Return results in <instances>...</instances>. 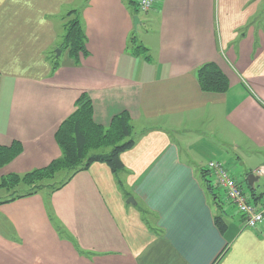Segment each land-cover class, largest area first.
<instances>
[{"label": "crops", "instance_id": "0c3cea01", "mask_svg": "<svg viewBox=\"0 0 264 264\" xmlns=\"http://www.w3.org/2000/svg\"><path fill=\"white\" fill-rule=\"evenodd\" d=\"M137 2L85 0L76 9L75 0H0V145L20 144L0 176L60 156L54 132L82 92L97 124L127 111L133 126L151 130L121 154L138 212L113 194L106 201L115 176L95 162L52 191L49 206L41 192L51 184L0 204V264H264V220L244 226L207 167L233 156L257 176L247 196L264 204V174L254 173L264 167V0H154L143 17ZM72 9L87 54L52 67ZM134 15L148 58L129 46ZM208 61L227 91L200 89L196 69Z\"/></svg>", "mask_w": 264, "mask_h": 264}, {"label": "trees", "instance_id": "16d2710c", "mask_svg": "<svg viewBox=\"0 0 264 264\" xmlns=\"http://www.w3.org/2000/svg\"><path fill=\"white\" fill-rule=\"evenodd\" d=\"M136 10L139 12L138 7ZM66 16H69V19L65 23L66 34L63 47L68 51L73 63L77 64L81 55L87 54L86 36L78 11L72 9L67 12ZM129 46L134 53H144V57L148 58L147 48L137 43L134 36L130 38ZM196 75L202 91L223 93L229 88L228 78L212 61L201 64L196 69ZM133 129L134 126L127 111L114 115L107 126L97 124L93 119L92 100L86 92H82L74 102L73 111L60 122L54 132L55 142L61 151L60 156L43 167L23 174L1 175L0 192L5 190L9 194L6 198L0 196V204L37 193L44 187V181L54 178L61 170L70 172L68 179L63 182L64 185L76 173L87 170L95 162L107 165L112 173L124 169L121 154L131 149L136 143L132 137ZM19 152V142H12L9 146L0 145V169ZM206 172L207 170H202L203 176ZM207 181L210 183L208 179ZM20 185H26L29 188L17 191ZM216 223L221 230L226 228L222 218L217 217Z\"/></svg>", "mask_w": 264, "mask_h": 264}, {"label": "rangeland", "instance_id": "374dc122", "mask_svg": "<svg viewBox=\"0 0 264 264\" xmlns=\"http://www.w3.org/2000/svg\"><path fill=\"white\" fill-rule=\"evenodd\" d=\"M84 1L85 0H75L76 9H79L80 6L84 3ZM137 14L140 17H143V13L142 12L139 11ZM61 23L62 22H59L60 25H61ZM82 29H84L83 25H82ZM59 31H60V36L58 37V40H57V43H56L57 47L55 48V50L53 52H51V55H50V62L52 63V67L56 66L58 68L61 67L62 64L67 62L68 59H71L70 55L68 54V51L65 50L64 47H63L64 46V40H65V34H66L65 27H59ZM143 33L144 32L142 31L141 26H139L136 32L133 31V33H131V37L134 36L136 42L140 43L141 35L144 36ZM146 54L148 56H150L148 51L146 52ZM139 55H141V57L145 56L144 53L143 54L140 53ZM143 128H146V127L144 125H142L141 123H139V122H134V129H133L132 137L136 140V143L141 140L142 131H144L145 134H147L149 131H151L149 129H143ZM173 137H176L179 140V145L181 147V158L183 160L184 159H188L189 156L186 154L184 141H183L184 135L181 132H178V133L174 132L173 133ZM206 137H208L207 138L208 140H211V141H214V142H216L218 140L217 136L214 137V138H212V137L210 138V135H206ZM136 143L134 144V146L136 145ZM107 150H109V148ZM235 160L236 159H234V157L232 156V159L229 161V163H227V159L225 158L223 161H225L226 163L224 162L223 165L225 166L227 164L229 166V170L230 171L227 168L228 166L227 165H226L227 167L225 166V169L227 170L229 175L232 178L234 177L242 185V187H243V189H244L246 194H249V191H248V189L246 187V184H245L246 183L247 174H246L241 162L235 161ZM205 162H206V160H205ZM206 164H207V162H206ZM206 164H205V166H206ZM197 167H198L197 168L198 169L197 172H198L199 175H201L200 170H199L200 166H197ZM131 172L132 171L128 168L127 165L124 166V169H122L120 171H117V172H113L115 177L113 178L112 186L109 189L102 190V193H103V196L105 197L106 201L109 202L110 201V196L113 194L116 197L121 198L123 200V203L125 204L126 208L131 209L133 207L132 209L137 211L139 207L138 206H136V207L132 206L131 205L132 202H128V199L131 197V195H129L130 194V190H129V187H128L129 186L128 177H129ZM211 173H212V176L214 178H216L215 174L212 171H211ZM69 174H70V172L68 173L67 170H61V171L57 172V174L55 175L54 178L43 182V184H51L49 187H46V189H43L42 192H41L43 197L45 198V201H47V206H49V202L48 201H49V196L51 194H53L52 191L53 192L57 191L59 188L63 187L64 186L63 182L66 179H68ZM25 188H28V186L20 185V186H18L17 191H19L21 189H25ZM0 196H1V198L6 197L7 196L6 191L5 190H1ZM216 211L218 212V209ZM141 219H142V221H145L146 217L142 215ZM53 221L55 222V224L57 223L56 222L57 219H53Z\"/></svg>", "mask_w": 264, "mask_h": 264}, {"label": "built area", "instance_id": "2783aa9c", "mask_svg": "<svg viewBox=\"0 0 264 264\" xmlns=\"http://www.w3.org/2000/svg\"><path fill=\"white\" fill-rule=\"evenodd\" d=\"M154 0H138V10L147 12L150 10ZM207 167L212 171L218 185L224 189L227 199L242 213L243 225L255 228L264 220V204L257 205L247 196L241 184L233 179L225 167L218 161H210ZM256 174H264V167L254 170Z\"/></svg>", "mask_w": 264, "mask_h": 264}, {"label": "water", "instance_id": "95a60500", "mask_svg": "<svg viewBox=\"0 0 264 264\" xmlns=\"http://www.w3.org/2000/svg\"><path fill=\"white\" fill-rule=\"evenodd\" d=\"M132 24H133V29L134 31L137 30V26L140 24V20H139V17L138 15H134L133 18H132ZM257 180V176L253 173H250L247 175L246 177V181L248 183V185L251 187V188H254V182ZM128 202H132V203H135L133 198H129L128 199Z\"/></svg>", "mask_w": 264, "mask_h": 264}]
</instances>
